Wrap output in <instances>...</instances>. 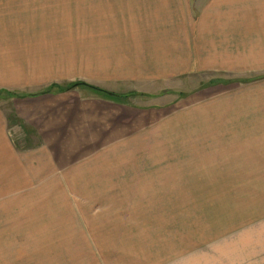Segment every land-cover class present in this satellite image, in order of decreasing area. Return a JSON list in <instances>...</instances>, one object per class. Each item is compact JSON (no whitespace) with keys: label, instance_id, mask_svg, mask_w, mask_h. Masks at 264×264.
<instances>
[{"label":"rangeland","instance_id":"rangeland-1","mask_svg":"<svg viewBox=\"0 0 264 264\" xmlns=\"http://www.w3.org/2000/svg\"><path fill=\"white\" fill-rule=\"evenodd\" d=\"M126 1L0 0V114L17 148L37 141L21 117L39 111L30 97L105 74L96 35ZM211 1L195 0V13ZM125 60L115 66H138ZM225 77L184 76L158 100L109 98L162 110L150 135L117 151L59 153L54 169H32L47 154L24 151L23 184L0 166V264H264V135L229 134L239 121L228 117Z\"/></svg>","mask_w":264,"mask_h":264},{"label":"crops","instance_id":"crops-1","mask_svg":"<svg viewBox=\"0 0 264 264\" xmlns=\"http://www.w3.org/2000/svg\"><path fill=\"white\" fill-rule=\"evenodd\" d=\"M249 1L212 0L196 14L195 0H127V8L106 12L111 15L103 19V30L98 29L96 54L104 56L106 65L101 71L105 74L89 83L158 100L165 96L161 89L179 86L184 76L223 72L228 117L239 121L234 127L239 131L229 134L264 135V1ZM123 58L138 66L134 70L116 67L127 61ZM6 61L5 51L0 49V88H6ZM15 68L10 71L16 73ZM91 91L96 92L75 86L30 97L33 103L37 99L39 111L21 117L33 130L32 140H37L31 148L15 146L9 138L7 116L0 114V166L15 176L16 183L25 182L24 151L47 154L29 159L32 169L41 166L40 161L54 169L55 160L62 158L59 153L117 151L145 129L150 131L152 114L158 116L162 111L159 106L135 107L98 92L89 94ZM249 119L257 126L255 132L244 130V121ZM72 157L65 156L67 160ZM50 161H54L52 165Z\"/></svg>","mask_w":264,"mask_h":264},{"label":"trees","instance_id":"trees-1","mask_svg":"<svg viewBox=\"0 0 264 264\" xmlns=\"http://www.w3.org/2000/svg\"><path fill=\"white\" fill-rule=\"evenodd\" d=\"M75 86H87V87L93 88L99 94L107 96L109 98H127V97L133 95L132 93L122 94V93L112 92V91H109L107 89H104V88H101V87H98V86H94L92 84H89V83H86V82H83V81L75 82V83H72V84H69V85H65V86L53 85L52 86L53 88H51L49 91H52L54 88H57L60 91H66V90H69V89H71V88H73Z\"/></svg>","mask_w":264,"mask_h":264}]
</instances>
